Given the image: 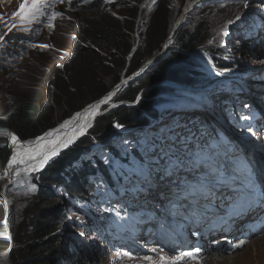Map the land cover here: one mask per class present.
<instances>
[{"label": "trees", "instance_id": "1", "mask_svg": "<svg viewBox=\"0 0 264 264\" xmlns=\"http://www.w3.org/2000/svg\"><path fill=\"white\" fill-rule=\"evenodd\" d=\"M141 1L121 0L107 8L106 11H116L124 21L103 11L91 12V24L83 25L85 44H70L72 57L67 56L65 60L72 67L70 72L54 65L34 74L28 67L19 71L16 84L7 81L6 84L11 86L8 87L19 91L11 100L15 111L10 118V126L21 141L31 142L54 128L56 130L61 123L71 119L74 113L110 92L124 76L129 77L138 71L144 60L162 50L173 11L171 0H158L147 8L148 26L141 31L142 42L132 54ZM174 45L184 53L173 51L168 58L146 72L147 78H138L134 83L124 86L112 101L115 106L94 121L87 136L80 139L73 149L52 161L45 171L29 177L22 176L17 180L13 188L16 203L9 217L13 242L12 264H61L62 260L68 264H84L90 260L87 236L100 234V237H106L109 234L107 229L109 226H117L115 219L125 214L126 207L125 202L120 200L121 192L118 188L122 187L123 181H117L112 167L104 163L106 154L99 159L93 153L94 148H103L101 143L110 137L104 150L119 157V161L124 162L129 169L144 173L143 166L147 160L140 146L131 143L129 132L134 129L155 132L151 145L163 148L171 140V136L166 134L178 131L175 118L167 117L168 113L177 112L176 106L169 99L175 96L177 89L168 85L151 89V85L170 81L173 84L201 88L209 85L218 75L211 67L212 64L219 70L234 68V57L228 40L225 43L217 40L213 28L208 25L200 26L191 36L182 30L177 31ZM25 49L26 44L0 57L1 82L8 80L9 76L6 75L10 69L25 65L16 64L25 61ZM185 54L189 57L186 62L182 57ZM195 54L206 56L212 64L194 57ZM102 55L107 56L110 62L96 68V64L91 62ZM102 61L105 63L107 59L102 57ZM183 67L187 74H183ZM34 82L35 96L29 90L33 88ZM52 89L57 91L56 95ZM225 91L228 89L225 88ZM228 92L220 96L225 104L241 102V99L246 101V98L239 97L240 92ZM139 95L145 96L144 99L137 101ZM46 97L51 99V103L46 102ZM202 98L212 100L211 95L199 97L204 101ZM45 103L48 104L49 111H45L47 114L43 111ZM55 106L68 108L57 115ZM119 129L120 133L115 135ZM191 140L193 137L185 133L183 142ZM125 148L127 150H123ZM10 156L9 145L0 131V176L5 174ZM91 159L96 161L95 165ZM130 159L134 160V164ZM99 180L111 190L110 204L95 198V186ZM123 194L129 197L132 205H137L134 190L125 189ZM69 219L72 221L69 222ZM128 224L127 231L131 232L130 227L134 222L130 220ZM81 233L84 235L81 236ZM4 248L5 243L0 239V264Z\"/></svg>", "mask_w": 264, "mask_h": 264}, {"label": "rangeland", "instance_id": "2", "mask_svg": "<svg viewBox=\"0 0 264 264\" xmlns=\"http://www.w3.org/2000/svg\"><path fill=\"white\" fill-rule=\"evenodd\" d=\"M158 0H154L152 4L156 3ZM187 1V4H186ZM206 1H210V0H206ZM205 1V2H206ZM226 1H240V0H226ZM8 0H0V18H2V20H0V34H5L4 35V41H7V45L3 50H0V54L3 53L4 51L10 50V45L13 44V40H14V35L17 34L18 31V27H14L13 30L11 32H8V27L10 24L13 25V23L16 24V22L18 21V17H15V13L19 11V5L23 2V0H19L16 1L10 5H8L6 8V4H7ZM203 2V3H205ZM258 1L255 0H246V3H248V6L245 7V5H242L240 7H224L220 10H216L215 8L208 6V7H204L203 4H201L194 13H190L185 21V25L181 28L182 32L185 33L188 36H191L192 34H194L197 29L200 26H205L208 25L210 27L213 28V33L214 35L219 38L220 40L225 39L229 36V41L233 44V52L234 55L239 58L237 63V69L234 72H224L221 74V76L217 79V81L214 84V81L212 82V84L206 88L200 89L199 93H208V94H215V91L213 89V86L218 87L221 85V83L224 84H238L239 86H243L244 85V74L245 73H251L252 75H259L264 77V53L261 51H258V54L256 56H252V57H247V55H245L246 53L243 52V48L241 47L240 43L238 42V40L233 36V33H231L230 30H228L230 25H233L235 23H237L239 20L236 19L237 16H241L243 15V13L245 12V9L247 8L248 10V15L249 14H261L262 16H264V5H255ZM171 3L173 4V11L171 12V16H170V21H169V33L171 31L172 27V20L174 18V16H183V14L187 13V7H188V0H171ZM216 3H219V0L216 1ZM264 3V2H263ZM186 5V6H185ZM184 7V10L182 11ZM149 10L146 9L143 11L141 19H140V24H139V32L136 34L135 36V42L136 45L137 43H141L142 42V36H141V31H143L145 28H147L148 26V21H147V14H148ZM184 12V13H183ZM181 14V15H180ZM245 16V14H244ZM234 21V23L232 24H228V21ZM1 22L4 25H1ZM80 22V21H79ZM227 26V30H228V35L225 36L223 35V28ZM76 39H81L82 40V34L79 31H76L75 34ZM259 40V36H256V41ZM3 41V42H4ZM59 41L60 45L62 46V48H59V46L57 45V42ZM66 37H57L56 35L50 36L49 37V46H50V51H45L42 50L39 54L36 55L35 57V68L34 66L31 67V71L34 72V74H39L40 68L41 67H46L48 69L51 68V66L53 65L52 62L56 59H58L59 63L61 61H63L66 57L67 54H69V52H71L72 50L68 51L65 49V45L66 43ZM166 42V41H165ZM248 41L245 42L244 47H248ZM165 45V43H164ZM57 48L60 49V52L57 50ZM162 49H163V45H162ZM173 51H179L180 54H183L184 51L181 49H178L177 45H172L170 51L167 52V54L165 56H163V53L161 51H159L155 56L160 57L159 59H155L153 62H150L149 64H146L145 67V71H149L151 68L157 66L159 63H161L163 60H165L166 58H168V56L173 52ZM50 54V55H54L53 57H46L45 55ZM153 56V57H155ZM195 57V55H193ZM102 57L104 59H107L108 61H110L108 59L107 56L102 55ZM102 57H98L96 59H93V61L91 62V64H96V68L101 67L102 65L106 64V62L104 63L102 61ZM153 57H151L150 59H146L144 61V63L148 60H151ZM184 58V61L186 62L189 57L187 54H185L184 56H182ZM154 59V58H153ZM83 60V58H82ZM85 62H87V59H84ZM70 64V63H69ZM86 64V63H85ZM67 64L65 65L66 68ZM88 67L85 68V71H87ZM69 70H71V66H68V72H70ZM182 72L183 74H187L186 69L183 67L182 68ZM77 73V72H76ZM148 74L144 73V75L142 77L147 78ZM17 77L18 74L15 76H10L7 77L8 80L4 81L5 83L0 81V131L3 133V137L7 140L6 142L9 145L10 151H11V157L13 155V151H12V140H11V136L7 133V136L9 137L6 138L4 135V127L6 126L9 130L13 131V127L10 126V118L12 116V113L15 111V108L12 105V98L17 95L19 93L18 90L10 88V84H6L7 81H10V83H17ZM238 77V78H237ZM162 85L161 83H157V84H153L151 85V89H153L156 86ZM7 85H9L10 87H8ZM14 87V85H13ZM30 91H32V94L34 93L35 96V82L33 84V88L29 89ZM72 90V88H71ZM55 89H52V92H54ZM224 91V90H222ZM90 92V91H89ZM57 91H55V95H56ZM144 93V92H143ZM177 94V93H176ZM145 96H143L141 99L143 100ZM262 97L264 99V90L262 92ZM179 100H185L184 98H178ZM46 102H50L51 103V99H49L48 97H46ZM11 104V105H10ZM249 104V102L247 103ZM251 104V102H250ZM78 105H81L78 102ZM113 104H110V106L108 107L107 110H105L103 113V115H105L108 111H110V109H112ZM115 105V104H114ZM255 105V106H254ZM48 104L45 103L44 105V113L47 114L46 112H48L49 110L47 109ZM56 110L58 112L57 115H59V112H61L64 109H67V106H62V107H58L55 106ZM258 107H261V105H257L256 104V99L254 104L252 105H247L245 108L242 109H238V110H233L234 114L231 113V109L228 108L227 113L228 115H225V112L222 110H226L223 106H220V108H217L218 113L220 114V116H216L213 114V118L214 121L216 122V124H218L221 128V131L219 132L222 138H225L227 134H234L236 136L239 137L240 140L244 139V134L246 135V133H250L252 134L250 131L252 126H249V124H245L247 122V120H250L251 122H253L251 119L252 114L249 112V108H255L258 110ZM46 111V112H45ZM8 114V115H7ZM101 115V116H103ZM8 116V117H7ZM73 116V115H72ZM71 116V117H72ZM246 116V117H243ZM70 117V118H71ZM229 117V120H227V118ZM243 117V118H242ZM236 121L238 122L235 127H232L231 125H229V121ZM95 121V120H94ZM94 123V122H93ZM90 124V127L88 129L91 128V126L93 125ZM257 123V121L253 122V124ZM62 124V123H61ZM116 128V127H115ZM86 134L83 136L85 137L88 134V130ZM192 129L194 131V133L201 138V134L204 135V132H201V130L199 129V132L196 131V129H194V125L192 126ZM120 133V129L116 130V132L114 133L115 135H118ZM149 135H146V138H148ZM82 137V138H83ZM80 138V139H82ZM79 139V140H80ZM77 140L75 144H77V142L79 141ZM142 140V139H141ZM206 146H209V140L207 138L204 139ZM110 141V137L107 138L105 140L104 145H106L108 142ZM255 146H261V140L255 138L253 141ZM99 144V143H97ZM73 145V146H74ZM263 151H264V144L262 146ZM207 148H203L202 151L207 155ZM263 153V152H262ZM63 155V153H60L58 158L61 157ZM159 155H163L162 151H158L157 149H153V148H149L148 149V156L151 159H155L156 156ZM262 156L264 157V153L262 154ZM194 157H198V156H194ZM57 158V159H58ZM209 160V157H203L201 159H199L193 166H191V164H189L191 161L188 162H184L183 163H178L177 167H180V171L182 170H188L191 172V174L187 177V182L189 187L191 188H196L195 187V178L198 177L201 172L202 169L205 167V165L207 164V161ZM168 159L166 158L165 161V165L168 163ZM11 162V158L8 161V169L9 170V164ZM52 163L49 162L48 164H46L39 173L45 171L48 166H50ZM134 164V163H133ZM146 164V163H145ZM195 169V170H194ZM7 171L5 172V174H3L2 176H0V192L3 190V186L8 183L9 178H8V174ZM148 174H154L155 176L158 177V179L160 181L162 180V175H160V173L158 171H156L155 169L150 168V171L148 172ZM25 176H30L31 174H23ZM253 175H248L246 177L247 180H249V178ZM148 177V175H147ZM142 177L141 182H143V180L145 179V182H147L148 186L149 185H156L155 180L152 178V175H150V177ZM98 184V183H97ZM133 184L137 185V183L133 182ZM163 184V183H162ZM128 185H131V182H128ZM97 187L101 188L102 192L104 191V189L98 184ZM109 194V192H107ZM9 200L15 204L16 203V196L13 194L12 191L9 192ZM258 196L255 198L257 199ZM179 205L182 206V208H187L186 204H181L180 202H177ZM14 206V205H13ZM186 210V209H185ZM132 214L138 215V213H135L134 211H131ZM183 213H186V211H184L183 209ZM72 220L69 219V222H71ZM120 224L123 225L125 224V222L120 221ZM68 227L70 228V225H68ZM140 228V227H139ZM126 235V238H131V235L129 233L124 234ZM217 239V238H214ZM87 240L89 241V245H91L93 242H96V244L98 246H101L102 249L105 250L106 254H98V252H92V254L97 258L93 263L91 264H136L138 262V259L141 257H152L153 260L156 259V257L160 254V251L154 248H149L145 245H143L144 250L143 251H139L138 249L136 250H132V249H128L126 248L125 250L132 255L131 258H128V254H124L122 257L121 255L118 253L117 250H114L113 252L109 251V246L105 245L103 243H101L100 240L96 239L95 236L92 235H88L87 236ZM249 242V245L246 246L247 248H245L244 250H238L236 252V254H239L240 256H244V252L248 250L247 253H249L248 255H250V260L252 259V264H263L264 263V251H260L259 248L257 247L260 243L264 242V231L263 233L257 235V236H251V238L249 240H247ZM241 243H243V241H241ZM253 244V246H252ZM257 244V245H255ZM108 246V247H107ZM95 246H92V250L95 249ZM108 248V249H107ZM259 250V251H258ZM229 256H231L229 254ZM239 256V257H240ZM258 256V257H257ZM217 260H212L211 263L209 264H213L214 262L216 264H219L218 261V257L215 258ZM259 259V261H258ZM249 260V261H250ZM239 261V260H238ZM61 264H68L65 260L61 261ZM240 264V263H239Z\"/></svg>", "mask_w": 264, "mask_h": 264}, {"label": "clouds", "instance_id": "3", "mask_svg": "<svg viewBox=\"0 0 264 264\" xmlns=\"http://www.w3.org/2000/svg\"><path fill=\"white\" fill-rule=\"evenodd\" d=\"M16 1H19V0H8L5 8L16 2ZM121 0H87V3L84 2V0H72V4L71 6L68 5L67 3V0H65V3L63 4H60V3H57L55 4L52 8L48 9L47 12L49 14H51L52 12H56V13H62L63 15L62 16H58L55 20L52 21V23L54 24V27H49L48 26V22H47V18L44 17L42 18V23H33L32 25H30L29 27L31 28V31L30 32H24L21 28L18 27V33L14 35V40H13V44L10 45V50H7V51H4L3 53L0 54V57L1 56H4L6 55L7 53H13V50L16 49L18 46H21V45H24L26 44V49H25V52L24 55H23V59L25 60L24 62L22 63H16V64H25L19 68H15V69H10L7 73L6 76H9L11 74H19V71L22 69V70H26L28 67L31 69V67L34 66L35 68V57L37 54H39L42 50H45V51H50V47H47V48H41L39 47L40 45H49V37L50 36H53V35H56L58 38L59 37H66V45H65V49L70 51V44H72V42H80L82 44H85V40H84V32H83V25L84 24H91V18H90V15H91V12L92 14L94 12H96L95 10H98V11H103L105 14H108V15H111L117 19H120L121 21H124V19L114 10H107V8L110 6V5H114L116 3H119ZM146 0H142L140 3H139V17H138V21H137V25H136V29L138 30L139 32V24H140V19H141V16H142V13L144 10H146L149 6H151V4L153 3L154 0H151L150 4L147 5L142 11L140 10V6L142 4V2H144ZM206 1V0H205ZM204 1V2H205ZM209 1H206L205 3L203 4H207ZM100 9V10H99ZM69 17L71 19H69ZM80 21V22H79ZM20 24V21L18 19V21L16 22V25H19ZM1 25H4L2 22H1ZM185 25V23L183 24ZM182 25V27H183ZM9 27H12V24L9 25ZM182 27H179V30H181ZM170 30V28H169ZM178 30V31H179ZM76 31H79L81 34H82V40L81 39H76V36L74 35ZM137 32V33H138ZM169 32V31H168ZM136 33V34H137ZM177 33V32H176ZM176 36V34H175ZM174 36V38H175ZM216 37V36H215ZM229 36L225 39L228 40L230 46H231V49L233 51V44L229 41ZM217 40L219 41H222L224 42V39L223 40H220L219 38L216 37ZM21 41H23V43H21ZM135 42V41H134ZM165 43V42H164ZM164 43H163V48H164ZM7 45V41H4L2 46H0V50H3ZM57 45L59 46V48H62V46L60 45L59 41L57 42ZM139 43H137L136 45V42H135V46L132 50V54L135 53L137 47H138ZM174 45V43H173ZM92 46V45H91ZM172 47V46H171ZM57 48V50L60 52V49ZM136 48V49H135ZM171 49V48H170ZM179 49V47H178ZM163 50V49H162ZM161 50V52H162ZM170 51V50H169ZM159 52V51H158ZM157 52V53H158ZM18 53V52H16ZM157 53H155L153 56H155ZM163 53V52H162ZM131 54V55H132ZM46 57H53L54 55H50V54H47L45 55ZM67 56H71L72 57V51L69 52V54L66 55L65 59L63 61H61L59 63L58 59L54 60L52 62V66H59L61 69H65L68 71V65L66 63V58ZM151 56V57H153ZM165 56V55H163ZM149 57V59L151 58ZM156 57V56H155ZM153 57V58H155ZM195 57H198V58H201L203 60H205L207 63H209L210 61L208 60V58L204 55H200V54H195ZM152 58V59H153ZM145 61V60H144ZM149 61V60H148ZM146 61L145 63L143 62V64L141 65V67L139 68L138 71H136L135 73H133L132 75H130L129 77L133 76L134 74H138L140 72V75L138 78H141L144 73H146L145 69L143 72H141L140 70L142 69L143 66L146 65V63L148 62ZM14 62V61H13ZM110 62V61H106V64ZM67 64L66 68H65V65ZM87 64V63H86ZM51 66V68H52ZM48 68L46 67H41L40 68V72L44 71V70H47ZM72 69V67H71ZM70 71V70H69ZM65 75L68 73L66 71H64ZM68 75V74H67ZM129 77H126L124 76L121 80V82L123 80H126V78H129ZM137 78V79H138ZM120 82V83H121ZM119 83V84H120ZM118 84V85H119ZM115 86L114 88H112V90L110 92H108L107 94H105L104 96H102L101 98H99L97 101L99 102L100 100L104 99V97H107L111 92L113 93V91L116 90V88L118 87ZM161 85V84H160ZM162 85H168V86H172L174 89H177L176 86H183V87H190V85H184V84H173L172 82L170 81H166V82H162ZM118 94V91L116 92V95ZM112 95V94H111ZM116 95L112 98L114 99L116 97ZM111 100V99H110ZM97 101H95L94 103L88 105L86 108L90 107L91 105H94ZM107 104V103H106ZM104 106V105H103ZM102 106V111L101 112H104L105 110L108 109V105ZM105 107H107L106 109H104ZM85 108V109H86ZM104 110V111H103ZM75 114V113H74ZM73 114V115H74ZM59 125V124H58ZM53 130V129H52ZM14 134L16 135L17 139L19 142L21 143H30V142H23L20 140V138L17 136V134L15 133V131H13ZM2 136H3V133H2ZM4 140H6L4 137H3ZM142 139V140H141ZM148 141V138H146V136H144L143 138H140V143H142V141ZM7 141V140H6ZM35 141V140H33ZM31 141V142H33ZM139 143V144H140ZM95 148H98V149H103L101 148L100 146H97ZM104 150V149H103ZM63 151V150H62ZM61 151V152H62ZM67 151V150H66ZM66 151H63L66 152ZM60 154V153H59ZM11 158V156H10ZM9 158V160H10ZM8 160V161H9ZM8 166V165H7ZM8 169V167H6ZM7 169L5 170V172L7 171ZM40 170H38L36 173L33 172V173H29L31 175H36V174H39ZM7 174H8V171H7ZM23 174H27V173H20L15 180H10L8 181V183H6L4 186H3V190H9L13 192V188L15 186V183L17 182V180L22 177V176H25ZM30 175V176H31ZM28 177V176H27ZM9 178V177H8ZM12 181V186L9 188L8 187V184H10V182ZM135 183H137V181H133ZM1 190V188H0ZM10 197V196H9ZM11 202V201H10ZM13 204L11 202L10 204V208H9V211H8V214H7V221H8V226H9V217H10V210L11 208L13 207ZM9 229H10V232H11V243H12V246H13V242H12V231H11V228L9 226ZM0 239L4 241L5 243V248H4V252H3V260H2V263L1 264H4V259H5V256H6V241L5 239H3L0 235ZM149 243V241H146L145 243H143V245L147 246ZM92 246H95L92 250ZM109 246V245H108ZM107 246V247H108ZM108 249V248H107ZM143 249V246H141V248L139 249V251H142ZM11 249H9L10 251ZM12 252H13V248H12ZM12 252H11V256H10V253H9V260H10V264H12L11 262V258H12ZM92 252H98V254H106L105 250L102 249L101 246H98L96 247V245L94 243H92L91 245H89V241H88V251H87V254L91 257L90 260H88L86 263L84 264H91L93 263L97 258L92 254ZM164 255H169L168 253H166L164 251ZM139 260V259H138Z\"/></svg>", "mask_w": 264, "mask_h": 264}, {"label": "bare ground", "instance_id": "4", "mask_svg": "<svg viewBox=\"0 0 264 264\" xmlns=\"http://www.w3.org/2000/svg\"><path fill=\"white\" fill-rule=\"evenodd\" d=\"M205 0H188V7H187V13L186 14H183V16H174L173 20H172V27L173 29L171 28V31L170 33L168 32V37L166 38V42H165V45H164V48L162 50L163 52V55H166L167 52L170 50L171 46L173 45L174 43V37H173V34H174V30L176 27H182V25L185 23L186 19L188 18L187 16L190 14V13H194L196 11V9L201 5L203 4ZM186 4H187V1H186ZM186 6V5H185ZM184 10V7L182 9V11ZM184 13V12H183ZM181 15V14H180ZM226 42V41H225ZM224 42V43H225ZM227 44V43H226ZM238 78V77H237ZM136 81L135 80H132L130 81L129 83L127 84H124L123 86H121L119 92L121 91V89L124 87V86H127L131 83H134ZM238 85V84H236ZM113 94L112 92L109 94L111 95ZM107 96V97H110V96ZM141 95V94H140ZM138 96V99L137 101H140L142 100L141 98L143 96ZM106 97V98H107ZM105 99H102L100 100L99 102L97 101L94 105H91L90 107L86 108L84 107L83 110H81L80 112H76L71 119L67 120V121H72L71 124H69L67 127H61V125H63L65 122H63L56 130H59L58 134H59V137L61 139L63 138H67L68 136H72L74 137V140L73 142L67 147V148H61L59 153H61L62 150H71L75 147L74 143L80 138L82 137L83 135L86 134L87 132V129L90 127V124H91V121L99 114L100 115V112L102 111V105L101 103H103ZM246 101L250 102L251 101V98H246L245 99ZM113 99L109 100L107 99V105L110 106V104H113L111 107H114V103H112ZM106 103V102H104ZM96 105H99L97 108H95V113L93 114L92 112V106H96ZM136 104H128V106H135ZM86 108V109H85ZM205 111V108H202V109H199L198 110V113H200L201 115L204 113ZM259 112H257L258 114ZM79 114V115H78ZM234 114V113H233ZM259 116H262V114L259 113ZM96 120V119H95ZM191 120H193V117L189 120L188 124H192L193 122H191ZM196 122V120H195ZM86 125V127H84V131L83 133L81 134L80 133V127L81 126H84ZM55 129V128H54ZM53 129V130H54ZM4 135L6 138L9 139V137L7 136V133L11 136L12 134H14V132L12 130H9L6 126L4 127ZM89 130V129H88ZM52 131V130H50ZM48 131V132H50ZM47 132V133H48ZM46 133H44L43 135L41 136H44ZM15 135V134H14ZM16 136V135H15ZM40 136V137H41ZM87 136V135H86ZM38 138L33 141V142H30V143H21L18 141L17 139V143L16 144H12V151H13V155H17V156H21V155H24L26 153H28L30 150L34 149L35 148V145H36V142H37ZM106 139H104L105 141ZM202 142L204 141V139H201ZM195 141V138L193 140L190 141V144H193V142ZM224 141V140H223ZM108 144V143H107ZM106 144V145H107ZM214 144H216L217 146H220L221 147H224V142H218V141H214ZM74 145V146H73ZM103 149L105 148L106 145H104V143H101ZM195 145V144H193ZM58 153V155H59ZM12 155V156H13ZM58 155H56L55 157H53L51 160L55 159L56 157H58ZM12 158V157H11ZM50 160V161H51ZM49 161V162H50ZM48 162V163H49ZM36 163V161H33L31 159H28L26 156H25V159H24V163H14L12 164V166L9 168L8 170V177L10 180H15L16 177L18 176L17 175V172L20 173H33V172H36L38 170H41L43 167H37L35 170L29 168L28 166L31 165V164H34ZM47 163V164H48ZM184 165V163H183ZM25 168H28V171H25ZM134 196V195H133ZM121 197H124V196H121ZM126 198H129V197H126ZM123 200L124 198H120V200ZM10 200H9V190H2L0 192V235L3 239H5L8 247H10V244H11V232H10V229H9V226H8V221H7V214H8V211H9V208H10ZM184 211H186L185 207L183 208ZM183 213V210L182 212H177L176 214H179L181 215ZM258 216H262L264 217V214H261L258 212ZM256 217L250 213H248V215L244 218L243 222H242V225H243V228H247L248 231H250V228L248 227L249 225H251V223L255 222V219ZM155 221V220H154ZM261 222V220H260ZM259 223V222H258ZM255 227V226H254ZM139 228V226H138ZM140 228L143 229L142 226H140ZM124 229V228H123ZM245 230V229H244ZM236 233H233V237H235L237 240H240L242 239L243 240V243H239V242H236V244L234 245H230V246H226L224 245L221 249L219 248H210L208 246V249L209 250H206L207 253H196L195 252V249H182V248H179V250L176 251V256L178 257L182 252H193L194 255L193 257H185L184 259L182 260H178L177 261V264H209L211 263L212 260H217L215 258L218 257V261H219V264H252V259L250 260V255H248L249 253L248 250L244 252V256H240L239 254H236V252L238 250H244L245 248H247L246 246L249 245V242L247 240H249L251 238V236L249 237H244L243 233L238 229V228H235ZM256 236V235H255ZM202 240V238H201ZM218 240L219 242H217L216 244H220V245H223L225 244L226 242H229L230 240H221V239H216ZM190 241H192V239H190ZM101 243H103L101 241ZM257 245V244H255ZM253 246V244H252ZM198 247V246H197ZM260 251H264V242L263 243H260L258 246ZM199 248V247H198ZM206 249V248H205ZM258 250V251H259ZM179 251L180 254H179ZM9 248H6V256H5V259H4V264H10V260H9ZM174 252L172 251V254ZM229 254L231 256H229ZM95 255V254H94ZM167 258H169V260L171 259H175L176 257H173L171 255H165ZM240 256V257H239ZM258 257V256H257ZM239 260V261H238ZM250 260V261H249ZM259 261V259H258ZM140 264H148L146 261L144 260H141L140 261ZM213 264H216L215 262ZM264 264V263H263Z\"/></svg>", "mask_w": 264, "mask_h": 264}, {"label": "snow or ice", "instance_id": "5", "mask_svg": "<svg viewBox=\"0 0 264 264\" xmlns=\"http://www.w3.org/2000/svg\"><path fill=\"white\" fill-rule=\"evenodd\" d=\"M85 3H87V0H84ZM65 3V0H23V2L19 5V11L15 13V17L19 18L20 24L16 25L13 23L12 27H8V32H11L14 27L21 28L24 32H30L31 28L29 27L33 23H42V18L46 17L48 26L54 27V24L52 23L53 20H55L58 16H62V13H56L52 12L49 14L47 12L48 9L52 8L55 4ZM67 3L69 6L72 4V0H67ZM247 7V5H245ZM69 19H71L69 17ZM237 20L240 19V16L236 17ZM2 20V18H0ZM234 21H228V24H232ZM223 35H228L227 26H225L222 30ZM4 35L0 34V46H2L4 41ZM23 43V41H21ZM41 48H47L50 47L49 45H40ZM107 99H111V97H107L104 102H107ZM99 105L92 106V112L95 113V108H97ZM79 115V114H78ZM72 121H65L61 127H67L69 124H71ZM84 127L86 125L80 127V133L82 134L84 131ZM117 127H121V125H117ZM59 130H53V132H48L44 136H41L38 138L35 148L30 150L28 153L17 156L13 155L11 158V162L9 164V167L12 166L14 163H24L25 156L28 159H31L33 161H36V163L29 165L28 167L35 170L37 167H43L45 164H47L53 157L58 155L61 148H67L74 140V137L68 136L67 138L61 139L58 134ZM11 140L13 144H16L17 137L12 134ZM25 171H28V168H25ZM17 175H19V172H17ZM81 236L84 235V233L80 234ZM201 249L197 248L195 249L196 253H199ZM194 253L189 252H182L178 257L175 259L169 260L166 256H160L159 261L160 264H177L178 260H182L185 257H193ZM145 259L152 261V257H145ZM153 264L155 262L153 261Z\"/></svg>", "mask_w": 264, "mask_h": 264}, {"label": "water", "instance_id": "6", "mask_svg": "<svg viewBox=\"0 0 264 264\" xmlns=\"http://www.w3.org/2000/svg\"><path fill=\"white\" fill-rule=\"evenodd\" d=\"M150 2H151V0H146V1H144V2H142V4H141V6H140V10L142 11L147 5H149L150 4ZM184 26V25H183ZM179 30V27H176L175 28V30H174V34H173V37L175 36V34H176V32ZM136 49V48H135ZM160 57H155L154 59H151V60H149L146 64H149L150 62H153L155 59H159ZM145 67H146V65L145 66H143L142 67V69L140 70L141 72H143L144 71V69H145ZM139 75H140V72L138 73V74H134L133 76H131V77H129V78H126V80H123L119 85H118V87L116 88V90L115 91H113V94L112 95H109L110 97H111V99L116 95V92L118 91L119 92V90H120V88H121V86H123L124 84H127V83H129L130 81H132V80H135V79H137L138 77H139ZM106 97H104V99H105ZM110 100V99H109ZM107 103V102H106ZM106 103H101V105L103 106H106L107 104ZM101 106V107H102ZM103 106V107H104ZM104 111V110H103ZM101 113H103V112H100V115L98 114L93 120H92V122H91V124L94 122V120L95 119H97L98 117H100L101 115H103V114H101ZM63 151H66L65 149L63 150ZM62 151V152H63ZM37 172V171H36ZM35 172V173H36ZM12 186V181L10 182V184H8V187L10 188ZM6 247H8V245H6ZM9 249H11L10 250V256H11V252H12V248H13V246H12V243L10 244V247H8Z\"/></svg>", "mask_w": 264, "mask_h": 264}]
</instances>
